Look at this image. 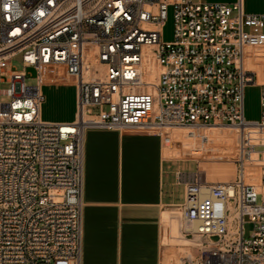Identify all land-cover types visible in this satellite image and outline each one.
I'll return each instance as SVG.
<instances>
[{
    "label": "built area",
    "instance_id": "2783aa9c",
    "mask_svg": "<svg viewBox=\"0 0 264 264\" xmlns=\"http://www.w3.org/2000/svg\"><path fill=\"white\" fill-rule=\"evenodd\" d=\"M263 47L264 11L244 0H0V264H81L87 128L157 132L168 146L178 127L264 126V79L248 65ZM45 65L76 82L75 119L42 117ZM255 82L256 120L244 110ZM234 161L227 180L199 159L176 171L185 197L167 209L194 249L177 264H264V171L251 183Z\"/></svg>",
    "mask_w": 264,
    "mask_h": 264
},
{
    "label": "crops",
    "instance_id": "0c3cea01",
    "mask_svg": "<svg viewBox=\"0 0 264 264\" xmlns=\"http://www.w3.org/2000/svg\"><path fill=\"white\" fill-rule=\"evenodd\" d=\"M248 65L257 69L251 63ZM69 81L66 66L45 65L41 81L44 101L47 98L45 90L51 96H58ZM76 115L75 96L70 113L48 120L71 121ZM211 130L175 129L172 143L164 146L162 136L157 132L103 127L86 129L81 264L180 262L181 254L177 248L186 247L176 243L172 234L169 235L165 224L167 211L164 210L183 201L174 197L171 187L173 182H181L176 177L178 169L174 172L175 181H172V173L166 164L172 160L200 158L208 177L224 180L233 176L235 167L224 161L228 159L229 163L236 164L235 156L242 154V136L240 134L238 149L227 154L219 149L217 130ZM206 149L210 152L207 153ZM181 184L184 185L185 197V184ZM173 242L175 246L171 245Z\"/></svg>",
    "mask_w": 264,
    "mask_h": 264
},
{
    "label": "rangeland",
    "instance_id": "374dc122",
    "mask_svg": "<svg viewBox=\"0 0 264 264\" xmlns=\"http://www.w3.org/2000/svg\"><path fill=\"white\" fill-rule=\"evenodd\" d=\"M216 1H228L232 2L235 0H216ZM245 9L247 11L250 10H256V11H264V0H244ZM175 23H174V17H173V11L170 9L168 20L166 21V24L164 26L163 30V39L165 40H172L174 38V32H175ZM249 62L255 67H257V70L259 71L260 79H264V47L260 49H256V51L249 53ZM13 62L18 65V67H22L19 56H16L13 59ZM32 74L36 73V70L34 68L29 69ZM1 75V72H0ZM70 80L67 82V84L62 88L60 94L58 96H51L49 95L46 90L45 94H47L46 100L43 102L42 105V112L41 115L44 119H49L51 117H61L65 116L67 113H70L71 106L74 101V97L77 98V84L74 82V79L69 75ZM30 81H36V79H30ZM7 81H0V88L7 86ZM7 100L6 95L0 94V102ZM244 110H245V117L247 119H259L261 118V88L259 82L255 83H249L245 87V96H244ZM234 126H224L223 129L217 130V143L219 146V149L222 153H234L239 146L240 142V132L237 129H234ZM256 132L252 139H251V146L252 150L254 151L253 161H250V163H253L252 166L255 165L254 168H258L261 175L264 171V128L263 129H254ZM213 131V130H211ZM212 132L209 134V140L211 141ZM257 137V138H256ZM258 139V140H257ZM253 140V141H252ZM211 144V143H209ZM165 148V147H164ZM258 151V152H257ZM206 152H210L206 149ZM201 160L200 158H196ZM210 162H213L211 159H207ZM228 162L226 164H233L235 167V173L233 176L225 178L224 180L231 179L235 177L237 164L235 163H229L228 159H226ZM166 166L169 168L171 174L172 181H175L174 178V172L176 169H183V170H195L197 168V160L195 159H188V160H172L166 164ZM259 166V167H258ZM210 170V169H209ZM210 177V176H209ZM211 178V177H210ZM213 179V178H211ZM214 180V179H213ZM222 180V179H220ZM172 191L173 195L177 200H183L184 199V185L178 182H173L172 184ZM163 220H164V213H163ZM176 225V224H175ZM164 227V223H163ZM172 228V230H170ZM246 235H250L252 230V224L246 223ZM169 230V235L171 234H179L177 231V228H173V226L170 224L167 228ZM174 229V230H173ZM177 243V242H176ZM171 245L175 246V243H171ZM181 245V244H179ZM177 246V245H176ZM183 246V245H182Z\"/></svg>",
    "mask_w": 264,
    "mask_h": 264
},
{
    "label": "bare ground",
    "instance_id": "6f19581e",
    "mask_svg": "<svg viewBox=\"0 0 264 264\" xmlns=\"http://www.w3.org/2000/svg\"><path fill=\"white\" fill-rule=\"evenodd\" d=\"M223 127L224 126H213V127H200V128L219 130V129H223ZM234 127H235L234 129L239 130V132L242 136V154L240 156L243 157L245 160V164H246L245 176H246V179H247V181H249L251 183L259 185L261 183V176L262 175H261L260 171L258 170V168H254L255 165L252 166V164L255 163L252 159H253L254 154H256V153H254V151L252 150L251 139H252L253 135L256 133V132H254L255 131L254 129H260V128L263 129L264 126L260 125V124H251V125L247 124V125H243L241 127H239V126H234ZM200 128L178 127L176 129L181 130V131H186L189 129H200ZM250 161H253V163H250ZM164 211H167L165 214L166 227L168 228L169 225L171 224L173 226V228H175L176 226H175V222L172 221L171 211L169 209H165ZM172 237L175 240V242L186 247V248H180V247L177 248L179 253L181 254V256L186 254V253L193 254L194 249L191 246L185 245L187 243V240L184 237H182L181 235L176 234V233L172 234ZM178 260L181 261L180 256H179Z\"/></svg>",
    "mask_w": 264,
    "mask_h": 264
}]
</instances>
